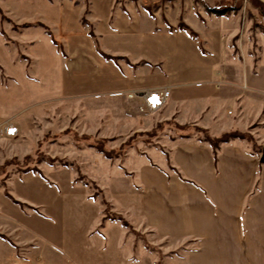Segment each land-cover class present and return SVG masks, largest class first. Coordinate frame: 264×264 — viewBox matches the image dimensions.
Listing matches in <instances>:
<instances>
[{
	"label": "crops",
	"instance_id": "1",
	"mask_svg": "<svg viewBox=\"0 0 264 264\" xmlns=\"http://www.w3.org/2000/svg\"><path fill=\"white\" fill-rule=\"evenodd\" d=\"M89 1V18L95 28L92 34L91 29L79 27L87 37L76 35L68 24L61 34L52 28L57 38L73 47L75 56L90 50L97 62L90 63L83 56L78 67L72 63L64 74L77 88L73 94L79 107L104 115L114 109L116 118L135 131L150 130L157 121L174 120L181 125L193 122L213 137L231 131L249 135L221 142L217 160L205 140L164 135L161 144L177 171L168 172V160L156 149L154 155L149 151L157 159L156 166L140 159L131 169L135 172L132 177L114 171L129 184L118 193L115 206L111 201L114 210L138 228L166 240L171 249L164 250L165 254L177 249L162 258L161 264H264V70L253 71L246 58H205L198 49L202 39L212 50L219 53L222 48L226 54L229 40L239 30L238 17L218 20L214 12L213 16L203 12L206 22L184 18L199 36L194 38L185 30L164 27L147 12L139 15L131 6H117L116 0ZM86 8L79 6V19ZM172 10L167 18L176 26L185 11L177 3ZM149 20V26L142 27V22ZM213 21H217L215 25ZM222 34L227 40L221 42ZM185 52L204 62V79L181 81L173 68L163 66L168 59L173 66L179 56L188 55ZM93 67L98 73L90 78ZM95 81L98 89L89 88ZM164 87L171 89V95L155 115L134 110L141 99L128 98L129 92L140 95ZM99 221L100 217L93 229ZM111 228L104 231L105 236L86 233L83 243L74 238L67 251L71 261L155 264L159 260L145 251L134 256V243L124 229ZM89 239L104 245V262L86 246Z\"/></svg>",
	"mask_w": 264,
	"mask_h": 264
},
{
	"label": "rangeland",
	"instance_id": "2",
	"mask_svg": "<svg viewBox=\"0 0 264 264\" xmlns=\"http://www.w3.org/2000/svg\"><path fill=\"white\" fill-rule=\"evenodd\" d=\"M227 1L116 0V5L131 6L139 15L147 12L164 27L185 30L198 38L186 19L206 22L204 14L213 16L212 8L229 3L233 8L228 13L214 14L218 20L238 17L239 30L229 40L227 53L222 48L218 53L199 39L201 55L246 58L253 71L264 70V15L257 8L264 9V0ZM175 3L185 11L176 26L167 18ZM79 6L87 7L80 19ZM90 8L89 0H0V119L19 125L18 135L0 138V264H75L67 252L74 238L83 243L86 233L105 236L108 227L115 231L117 226L133 241L134 256L145 251L150 258H159L155 264H161L166 255L177 253L175 249L165 254L171 246L152 231L138 228L126 218L131 228L123 225L113 204L121 189L129 185L123 176L132 177L135 172L131 169L140 159L156 166L153 149L165 155L168 172L177 171L161 144L164 135L205 140L204 128L169 120L157 121L150 130L135 131L116 118L114 109L104 115L79 107L73 94L77 88L64 74L72 63L78 67L83 56L90 63L97 62L90 50L75 56L73 47L57 38L52 28L61 34L68 24L76 35L87 37L79 27L93 33ZM150 21H143L142 27ZM207 23L210 27L209 20ZM220 40H227V35L222 34ZM185 53L188 55L179 56L173 66L169 59L163 66L173 68L181 81L204 79V62ZM93 69L90 78L98 73ZM89 86L98 89L96 81ZM96 139H104L108 149H123L108 158L92 146ZM86 246L104 262L101 241L89 239Z\"/></svg>",
	"mask_w": 264,
	"mask_h": 264
},
{
	"label": "built area",
	"instance_id": "3",
	"mask_svg": "<svg viewBox=\"0 0 264 264\" xmlns=\"http://www.w3.org/2000/svg\"><path fill=\"white\" fill-rule=\"evenodd\" d=\"M220 82L216 83V86ZM171 95V89L168 87L159 89H149L142 92L140 95L135 92H129L128 98L141 99L136 103L134 110L138 113L155 112L165 105ZM19 127L10 120L0 119V138L15 137L18 135Z\"/></svg>",
	"mask_w": 264,
	"mask_h": 264
},
{
	"label": "trees",
	"instance_id": "4",
	"mask_svg": "<svg viewBox=\"0 0 264 264\" xmlns=\"http://www.w3.org/2000/svg\"><path fill=\"white\" fill-rule=\"evenodd\" d=\"M226 2H228L227 0H225ZM233 5L227 3L224 4L222 7H217V8H212V12H214L217 15H225L226 13L229 12V9L233 8ZM259 12L264 15V9L263 7H257ZM92 34V33H91ZM202 131L205 132V141L209 142L210 145L213 148L214 151V155H215V160H217V151L219 149V144L221 142L224 141H228L229 139L233 138V137H247L249 136L247 133H242L239 131H231V132H226L223 133L220 137H213L211 135L208 134L207 130L201 129ZM104 139H96L92 142V146L97 149L99 152L103 153L105 156H107L108 158H112L118 155L117 152L121 151L123 149V147H119L118 149H108L105 147L104 145ZM117 218L123 223V225L130 227L128 221L120 214L116 215ZM131 228V227H130Z\"/></svg>",
	"mask_w": 264,
	"mask_h": 264
},
{
	"label": "water",
	"instance_id": "5",
	"mask_svg": "<svg viewBox=\"0 0 264 264\" xmlns=\"http://www.w3.org/2000/svg\"><path fill=\"white\" fill-rule=\"evenodd\" d=\"M261 160L264 163V147H263V150H262Z\"/></svg>",
	"mask_w": 264,
	"mask_h": 264
}]
</instances>
